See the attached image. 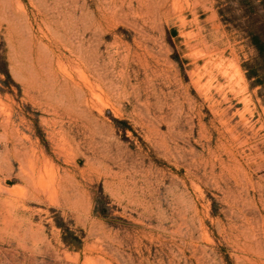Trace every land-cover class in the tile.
<instances>
[{"label": "rangeland", "instance_id": "1", "mask_svg": "<svg viewBox=\"0 0 264 264\" xmlns=\"http://www.w3.org/2000/svg\"><path fill=\"white\" fill-rule=\"evenodd\" d=\"M249 13L0 0V264H264Z\"/></svg>", "mask_w": 264, "mask_h": 264}, {"label": "trees", "instance_id": "2", "mask_svg": "<svg viewBox=\"0 0 264 264\" xmlns=\"http://www.w3.org/2000/svg\"><path fill=\"white\" fill-rule=\"evenodd\" d=\"M246 33L250 45L255 50L256 62L250 65V73L257 71L260 62L264 63V18L249 13L246 15ZM257 83L262 84V81L256 80Z\"/></svg>", "mask_w": 264, "mask_h": 264}]
</instances>
